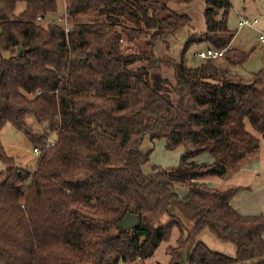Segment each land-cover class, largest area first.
I'll list each match as a JSON object with an SVG mask.
<instances>
[{"label":"trees","instance_id":"1","mask_svg":"<svg viewBox=\"0 0 264 264\" xmlns=\"http://www.w3.org/2000/svg\"><path fill=\"white\" fill-rule=\"evenodd\" d=\"M65 1L68 33L57 20L42 25L57 0H0V264H149L174 230L167 264H264V215H241L240 189L205 182L261 147L264 71L246 78L218 59L186 58L204 43L226 49L231 68L247 63L251 53L231 48L229 0H204L207 29L178 60L154 49L191 24L169 2L190 0ZM7 124L42 149L33 171L7 155ZM146 138L184 148L179 165L146 174ZM203 154L213 161L195 162ZM127 214L140 217L138 229L118 226ZM205 229L236 256L200 241Z\"/></svg>","mask_w":264,"mask_h":264},{"label":"rangeland","instance_id":"2","mask_svg":"<svg viewBox=\"0 0 264 264\" xmlns=\"http://www.w3.org/2000/svg\"><path fill=\"white\" fill-rule=\"evenodd\" d=\"M58 1V11L54 14L49 15L45 20L42 21V25L46 26L52 20H58L60 17L65 16V0ZM232 7L229 13V27L237 32L235 45L239 48H243L242 51L246 53H251L249 60L243 67L234 68L235 71L247 78L251 75L264 71V44L259 40L260 33L255 29L250 28V25H244L240 28V17H248L249 21L252 22L253 27H257L260 31L264 32V0H230ZM170 3V2H169ZM174 5L170 3L169 6ZM26 9L25 3H20L17 7L16 14H21ZM203 12V11H202ZM193 14L195 20L193 21L196 25L197 20L203 17H200V10L198 6L193 8ZM203 15V13H202ZM199 16V17H198ZM244 16V17H243ZM255 18L260 22L259 25H254L253 21ZM247 19V18H246ZM196 22V23H195ZM193 24V25H194ZM238 24V25H237ZM192 28V27H189ZM188 27L180 29L176 35L169 38L167 42L160 43L154 49V53L157 57H171L178 60L183 51V48L191 36L189 34L185 35L182 31H185ZM181 33V34H180ZM176 36V37H175ZM183 40V42H182ZM138 49V46L135 47ZM207 49V44L199 43L192 45L186 53L187 61L189 65H197L201 60L198 59L197 53L199 51H204ZM216 62H220L217 60ZM219 65L222 67L223 64ZM237 73V72H233ZM170 76L172 74L170 73ZM30 125L35 126L36 123L33 119L28 122ZM146 139L145 143L142 146L144 152H151V158L148 164L143 167V170L146 174L153 172L155 167H162L165 169H170L177 167L180 163L182 156L184 155V148H179L177 150H168L165 146L164 140H155L153 144ZM1 141L4 145L5 151L8 156L13 157L22 168L29 169L33 171L38 163V155L34 152V146L30 140L21 132L17 131L13 125L7 124L1 132ZM209 155V154H205ZM199 157H196L195 162L199 161ZM6 169L5 165L0 162V170ZM186 187H177L176 192L180 196H184L187 193ZM176 215L180 217L186 227L191 229L193 223H190L184 220L177 210ZM164 221H167V218H164ZM177 230H174L170 242H164L157 250L154 257L148 260L149 264H167L169 257L166 254V247L174 244L177 238ZM199 240L206 244L211 250L217 251L228 256H236V246L229 242H224L219 240L210 230L205 229ZM119 264H125L120 262Z\"/></svg>","mask_w":264,"mask_h":264},{"label":"crops","instance_id":"3","mask_svg":"<svg viewBox=\"0 0 264 264\" xmlns=\"http://www.w3.org/2000/svg\"><path fill=\"white\" fill-rule=\"evenodd\" d=\"M229 2L231 3L230 0ZM170 3H174V5L169 6ZM170 3L168 4V6L171 10L175 11L178 14H186L191 18V24L190 26H187L188 29L182 31L184 36L187 34H189L188 36H190L194 33L202 34L206 31L207 28H206V20L204 16V10H205L204 0H190L188 3H177L172 1ZM195 6H198L200 10L199 16L200 17L204 16L203 19L200 18L199 20H197V23L195 22L196 25L193 22L195 20L194 18L195 16L193 14V8ZM239 17L241 18L242 15L239 14ZM245 18L248 19V17ZM257 19L258 18H255L254 21ZM259 23L260 22L257 20V23L254 25H259ZM250 28L255 29L259 33L262 32L257 27L251 26ZM235 39L236 38H234L232 42L231 48L242 51L243 48H239L238 46L235 45L234 42ZM208 48L209 46L207 45V49ZM218 60L220 61L219 62L220 64H223L222 66L223 68H226L231 72L239 73V71H235L234 68H231L224 58ZM146 139L144 140V143ZM261 140H262L261 147L252 157L247 159L246 162H244V164L239 169L231 170L228 173V175L225 177H210L205 179V182L209 186L218 188L220 190H226L229 188L240 189L238 194L232 200V206L237 212H239L241 215L244 216H256L261 214L264 215V138L261 137ZM148 141H150L153 144V142L150 139ZM212 161L213 159L210 155L203 154L200 156L198 163H203V162L211 163Z\"/></svg>","mask_w":264,"mask_h":264},{"label":"built area","instance_id":"4","mask_svg":"<svg viewBox=\"0 0 264 264\" xmlns=\"http://www.w3.org/2000/svg\"><path fill=\"white\" fill-rule=\"evenodd\" d=\"M58 23L62 24L65 28V31L66 33L69 32V25H68V20H67V17H60L58 18ZM254 24L257 23V20L253 21ZM244 25H250V26H253L252 25V22H250L248 19L246 18H240V27L244 26ZM259 40L261 43L264 44V32H260V35H259ZM225 52H226V49L225 50H216L214 48H208L204 51H199L197 53V57L199 60H216V59H222L225 57ZM55 144V141L52 140L50 142V144L48 145L49 146H54ZM34 152L37 154V155H41L42 154V149L40 148H35L34 149Z\"/></svg>","mask_w":264,"mask_h":264},{"label":"water","instance_id":"5","mask_svg":"<svg viewBox=\"0 0 264 264\" xmlns=\"http://www.w3.org/2000/svg\"><path fill=\"white\" fill-rule=\"evenodd\" d=\"M19 52H23L22 49H19ZM141 225L140 217L138 215L127 214L124 219H122L118 226L124 230L132 231L138 229Z\"/></svg>","mask_w":264,"mask_h":264}]
</instances>
